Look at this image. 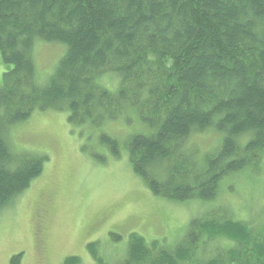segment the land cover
<instances>
[{
  "label": "trees",
  "instance_id": "obj_1",
  "mask_svg": "<svg viewBox=\"0 0 264 264\" xmlns=\"http://www.w3.org/2000/svg\"><path fill=\"white\" fill-rule=\"evenodd\" d=\"M39 42L65 49L43 80L32 57ZM0 67V209L47 161L12 153L6 138L38 111L67 112L69 124L93 129L134 113L128 162L170 201H212L224 178L264 160V0H0ZM107 75L117 81L111 90ZM209 129L220 135L214 150L190 149L197 159L182 150ZM98 140L119 156L116 138ZM205 239L228 246L204 264H264V229L232 218L192 220L172 250L131 235L122 264H202Z\"/></svg>",
  "mask_w": 264,
  "mask_h": 264
},
{
  "label": "rangeland",
  "instance_id": "obj_2",
  "mask_svg": "<svg viewBox=\"0 0 264 264\" xmlns=\"http://www.w3.org/2000/svg\"><path fill=\"white\" fill-rule=\"evenodd\" d=\"M64 50L58 44L37 43L32 57L40 80L52 73ZM2 72L0 67V78ZM103 78L109 90L117 83L112 75ZM67 115L38 111L7 132L12 153L44 155L47 161L28 188L0 209V264H10L18 253L20 264H64L71 257L80 264H122L131 235L172 250L185 239L190 222L200 218H232L256 231L264 229V160L255 169L224 178L212 201H170L154 195L128 162L126 140L140 127L134 113L127 115L128 121L119 117L101 129L71 125ZM101 132L117 139L118 157L99 143ZM219 141L220 135L209 129L186 139L182 150L191 156L190 149L211 152ZM91 245L95 257L88 250ZM227 246L224 240L205 239L198 246L204 254L196 255L204 264L211 251Z\"/></svg>",
  "mask_w": 264,
  "mask_h": 264
},
{
  "label": "crops",
  "instance_id": "obj_3",
  "mask_svg": "<svg viewBox=\"0 0 264 264\" xmlns=\"http://www.w3.org/2000/svg\"><path fill=\"white\" fill-rule=\"evenodd\" d=\"M18 254H21V260H22V253H18ZM18 254H16V255H18ZM21 260H20V263H21Z\"/></svg>",
  "mask_w": 264,
  "mask_h": 264
},
{
  "label": "bare ground",
  "instance_id": "obj_4",
  "mask_svg": "<svg viewBox=\"0 0 264 264\" xmlns=\"http://www.w3.org/2000/svg\"><path fill=\"white\" fill-rule=\"evenodd\" d=\"M155 72V71H154ZM68 116V115H67ZM139 122V121H138ZM131 127V126H130ZM129 129V128H128ZM135 131V130H134ZM137 131V130H136ZM96 135V134H95ZM131 135V134H130ZM134 135V134H133ZM263 156V155H262ZM91 159V158H90Z\"/></svg>",
  "mask_w": 264,
  "mask_h": 264
}]
</instances>
